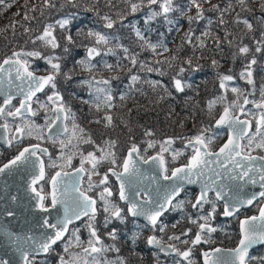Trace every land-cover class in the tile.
I'll use <instances>...</instances> for the list:
<instances>
[{"label": "snow or ice", "instance_id": "1", "mask_svg": "<svg viewBox=\"0 0 264 264\" xmlns=\"http://www.w3.org/2000/svg\"><path fill=\"white\" fill-rule=\"evenodd\" d=\"M237 4L241 6V10L245 13H251L252 9L248 7V0H236ZM4 0H0V4H3ZM44 3L49 7H55L52 0H44ZM129 6L130 13L134 14L141 10L145 5L150 9L145 23L150 22L156 17L163 16L166 20L170 13L179 11L181 16H187L189 22V30L185 33V39L188 43H192L194 30L191 25L194 22L205 20V4H209L210 7L207 11H213L220 14L219 23L224 24L225 13L233 10L231 0H229L226 6L220 4H212L211 0H187L186 5L179 6L174 3V0H126ZM157 5L158 11L153 9L152 6ZM9 7L11 5H8ZM187 9V11L185 10ZM195 9V15H188L187 13ZM260 11L264 14V3L260 5ZM105 21V28L111 29L114 27L115 21L105 15L102 17ZM123 19V17H121ZM264 19V16L261 17ZM69 19L57 21V24L64 28L69 24ZM171 23V21H168ZM211 19H208V24H211ZM233 23L240 25L242 24L248 31L253 30V24L246 17H242L240 13H237ZM53 25H48L44 28L41 35L37 36L36 39L42 41L45 46H50L51 49L55 50L60 47L57 37L53 34ZM137 38L144 42L142 47L146 46L153 52L156 51L157 47H164V51H168L166 46L152 44L147 41L144 35L139 29H135ZM207 36V31L201 34ZM86 37L94 38L92 46H86V55L76 61V66L81 71L92 72L97 68V64L93 63L96 57L108 54H115L114 49L108 47L106 51L101 48V45L107 46L110 44L114 37H110L106 33L100 31L89 30L86 33ZM65 39L68 43L73 42L71 35H67ZM200 40V37H196ZM217 47H219V38L216 39ZM232 41H229L231 45ZM257 47L256 52L264 50V33L261 34V39L256 41ZM200 47H204V42L200 40ZM116 47L122 49L125 56L124 59H128L129 62L135 66L137 64L136 53H130L129 49L122 44H117ZM67 53L69 49L64 48ZM250 52L247 45L241 44L238 47V53H234V56L239 54L246 56ZM28 58H40L44 59L45 62L50 66L48 69V75L38 76L35 74V70L31 68V62ZM61 57L52 55L43 57L40 52H14L11 57L5 58L0 62V85H4L0 95L3 96V103L0 104V137L11 146L13 142H22L27 137H32L34 131L43 132V128L36 125L33 121L27 119L29 116H35L37 110L33 109V103L39 104L40 108H44L47 111H51L55 114V119L51 120V123L47 122L46 127L48 131L47 138L55 143L59 140L62 146L61 159H65L63 154V148L67 147L71 143V139H68V144L65 143V139L62 137L75 136V129L78 127L75 124L74 113L71 108L64 102L63 96L57 90L56 77L61 73ZM159 63V61H158ZM191 64V60L188 61ZM217 61L213 60V66L217 65ZM255 58H252L244 70L241 72V77L246 78L249 84H253L252 80V65L256 64ZM103 67L109 71H115L121 68L120 60H117L115 65L109 64L106 61L103 62ZM149 71L153 69L149 68ZM183 68L180 69L182 73ZM219 87L221 89H227L226 82L232 81L233 76L218 74ZM65 80L72 79V70L64 73ZM118 79V77H113ZM133 84L138 81L139 77L132 75L130 77ZM19 82V83H17ZM111 81L107 79L96 80L93 76L91 79L81 81V84H85L89 89H94V100L92 101L97 110L100 109L103 104L106 108H111L113 96L111 87H100L99 85H110ZM153 86H156L158 82H152ZM174 84L177 91L184 90V84L180 79L174 78ZM46 87H50L53 91L47 96L46 103H40L37 93L43 92ZM132 85H129L131 89ZM232 92L237 93V88H232ZM261 101H249L247 97L243 99V105L237 104L235 101L224 107L223 113L219 119L216 120V128H227L228 136L227 140L219 147L217 151L211 150V145L216 139L214 135H208L207 133L211 129L204 128L191 138H185L184 149L190 150L187 163L181 167L174 168L171 175H168V169L165 167V160L163 153L170 150V145L174 142L172 138L160 143V151L149 159L153 164H157L161 170V175L164 180L171 181L163 189V195H160V189L157 188L155 193L148 189H138L135 187V177L139 175V168L137 167L136 161L133 159L134 154L139 153L138 147L133 144L127 154V158L123 160L122 171H117L115 167L109 168L108 171L117 178L120 182V199L128 202L127 211L133 217H145L147 222L155 229L159 227L161 232H164V225L158 224L160 217L171 208L182 207L186 202L177 201L173 204V201L180 195L183 190L184 184H200V191L198 196L195 198V202L191 203L192 208L203 209L204 204H212L211 211L206 216H201L198 219H188L192 224H197L198 231L195 237L190 241L192 246L200 244L202 241L209 242L205 236L210 237L211 233L217 229L212 227L210 224L216 212V201H224L223 215L225 217L234 216L240 211L241 207L250 206L256 200L264 198V155H253L252 153L256 150L264 151V111L259 113L258 118L250 110L246 111L244 105L252 103L256 109L264 110V88L260 92ZM19 97V105H13L12 101ZM35 98V99H34ZM125 95H121L123 100ZM220 101L225 99L224 96L217 98ZM88 103V101H83ZM216 101H209V111L213 108ZM238 110L240 115H234V111ZM241 116L253 117L256 120V131L252 132V120L241 119ZM8 118L12 120L19 119L21 123L13 125L9 122ZM72 120V130L70 131L66 121ZM103 120L106 122L105 126H111L112 116L105 114ZM59 122V123H58ZM99 123L100 121H96ZM55 128V131L53 129ZM80 129V132H83ZM145 135L151 136L150 131H146ZM37 139L43 140L44 135H37ZM246 141V143H245ZM85 143H92L91 139L84 141ZM114 146L115 142H110ZM156 146V142H148V147L152 148ZM102 153L101 156L97 157L94 152H89L87 156H83L80 160V167L74 169L72 173L64 171V167L71 165V156L66 157L67 165H60V170L56 171L54 175L47 177L46 167H57L55 161H52L51 156L46 148L40 146V144H32L23 147L18 154L8 161V163L0 166V174L6 173V171H12L19 168H23L25 174L28 177V188L29 191L34 194L33 198L36 200V208L41 212L45 213L40 221H37L35 227L28 228L23 233L9 232L7 234L11 246L14 250V254L19 255L20 264H34L35 257L41 254H47L53 250V246L57 242L65 239L69 233V226L74 224L75 221L81 220L83 217H88V221L85 227L89 229L88 240L89 247L84 248L86 254L91 253H102L106 249L103 247H96L100 243V238L97 235L95 227V216H96V199L87 194L93 187H99L107 185L108 174L106 173L98 182L92 181V175H99L97 171L98 164L105 159H109L113 166H116L117 161L115 154L112 152H106L104 149H99ZM173 160L177 159L183 152L172 150ZM43 156L49 157V164L46 166ZM88 163L89 169H85L84 165ZM144 163H148V160H144ZM88 173V189L83 190L81 182L83 175ZM50 185V191L44 192L45 182ZM259 184L262 189L258 193L253 192L250 195L247 193L244 196L241 192L247 185ZM129 189L132 191L130 192ZM209 193H215V201L209 199ZM112 192L109 187L104 186L103 190L99 194V199L104 204V211L109 214L106 217V222L110 217L123 219L122 209L116 204L112 203L110 197ZM140 198V199H137ZM15 200V197H12ZM50 201V203H46ZM54 212L55 215L51 213ZM7 216H14L15 213L12 211L6 212ZM202 221V222H201ZM173 227H176L174 224ZM191 229H187L182 232L181 235H173L169 237V240L180 241L183 244H188L189 240H181V236H188ZM79 229H72L71 236L65 242L64 251L67 252L72 241L75 240L76 244L81 243L78 235ZM110 235L115 239V232L113 231ZM240 240L239 244L235 249L227 250V254L230 260L224 262L220 256L221 249L216 248L211 252H203L204 264H250L251 260L259 259V264H264V257H250L249 249L257 243L264 244V206L259 207V215L246 217L240 220ZM137 238L134 236V239ZM147 243L151 246L158 247L161 252H167L169 249L176 256L180 257V260L176 261V264H181V260L187 261V264H193L191 260L192 248L189 247L185 250H181L176 247L175 244H168L167 247L162 244V241L155 235L148 237ZM119 252V249H115ZM7 255V253H5ZM0 264H13L11 258H0ZM59 264H78L74 260H66L64 256L59 257ZM84 264H89V261L85 260ZM91 264H102L95 256H93ZM103 264H124L121 259L119 261H104Z\"/></svg>", "mask_w": 264, "mask_h": 264}, {"label": "trees", "instance_id": "2", "mask_svg": "<svg viewBox=\"0 0 264 264\" xmlns=\"http://www.w3.org/2000/svg\"><path fill=\"white\" fill-rule=\"evenodd\" d=\"M228 2L229 0H211L212 4H220L222 7ZM52 3L55 7L47 6L44 0H4V3L0 4V58L21 51H38L43 57L52 55L61 57V73L56 77L57 90L74 113L75 124L78 126L75 129V136L68 137L71 139V143L68 144V156L72 157L71 165L68 166H72L79 159V153L83 152L85 147L95 146L98 151L104 149L106 152L111 150L118 152L116 146L122 138L125 139L123 141L125 147L133 144L140 146L142 155L159 152L160 143L172 138L174 142L170 145V150L163 154H168L169 160L173 163H184L190 154V150L184 149L185 138L195 136L204 128L211 129L208 135H214L216 138L226 137L228 134L226 128L218 129L213 125L224 107L234 101L243 105L244 97L249 101H261L260 92L264 88V50L256 52L255 49L256 41L260 40L261 34L264 33V19H261L264 14L260 11V5L264 0H248L251 13L243 12L236 0H231L233 10L225 13L224 24L219 23L220 14L207 11L210 5L205 4L206 19L191 25L194 30L192 43L185 39V33L190 27L187 16H181L179 11L170 13L167 20L159 16L145 23L150 9L145 5L141 10L131 14L126 0H52ZM174 3L183 6L187 0H174ZM152 8L159 10L157 5ZM237 13L250 20L253 24L252 31L245 29L242 24L233 23ZM187 14L195 15V9ZM105 15L115 21L113 28L104 27L105 21L102 17ZM65 18L70 22L61 28L57 21ZM208 19H211V24H208ZM48 25L54 26L53 34L60 44L55 50L36 39ZM90 29L114 37L109 45L100 47L105 51L111 47L115 53L108 55L102 53L96 57L93 63L98 61L101 63L97 64V68L92 72L81 71L76 66V61L86 55L85 47L94 43V38L86 37ZM135 29H139L147 41L166 46L168 51H164V47H157L155 52L146 46L142 47L144 42L137 38ZM205 31L209 35L202 36ZM67 35L72 36V43L65 39ZM196 37H200L204 47L199 46L200 40ZM217 38L220 41L219 47L216 43ZM229 41H232L231 45ZM117 44L127 47L130 53L138 54L135 66L128 59H124L125 54L122 49L116 47ZM241 44L247 45L250 52L246 56L239 54L234 56ZM65 47L69 52L64 51ZM252 58H255L257 63L252 65L254 83L249 84L240 74ZM28 59L31 68L36 71H48L50 67L44 59ZM118 59L121 63L120 69L109 71L103 67L104 61L115 65ZM189 60L191 64L188 63ZM213 60L218 62L216 66H213ZM66 67L73 70L71 80L64 78ZM149 68L153 71H149ZM181 68L184 69L182 73ZM218 74L233 76L232 81L226 82L227 89L219 87ZM132 75L139 77L134 84L130 79ZM93 76L96 80L111 81L110 85H99L112 89L114 106L110 109L102 104L97 110L92 102L94 95L90 94L94 93V89L81 84V81L91 79ZM174 78L180 79L184 84L182 92L176 90ZM152 82L158 84L153 86ZM129 85H132L131 89ZM232 88L239 91L234 93L231 91ZM121 95H125L123 100ZM221 96L225 97L223 101L217 99ZM214 100L216 103L209 111L208 103ZM244 107L246 111L254 113L256 118L264 111L256 109L252 103ZM234 113L239 111L236 110ZM105 114L112 116L111 126H105L106 122L103 120ZM249 117L254 122L252 132L255 133L256 120ZM69 127L71 131L72 120H69ZM80 129L84 131L80 132ZM146 131H150L152 135H145ZM89 138L92 143H85L84 141ZM112 141L115 142L114 146L110 144ZM153 141L156 142V146L149 148L148 142ZM172 150L181 151L183 155L173 160ZM254 152L264 155V151ZM257 209V206H252L250 210L241 211L240 215L250 214ZM193 214L191 207H182L179 227L180 235L191 229L188 236H181V240H189L185 246L192 248L195 259L198 246H192L190 239L197 233L194 229L196 224L191 225L188 219ZM238 219L239 216L236 217V223L232 224L235 219L226 223L222 221L224 219L218 217L214 225L212 224V227L217 229L215 234L224 237L221 240L223 244L236 243V239L233 240L232 237H238ZM250 257H264V247L251 251ZM250 264H259V259L251 260Z\"/></svg>", "mask_w": 264, "mask_h": 264}, {"label": "flooded vegetation", "instance_id": "3", "mask_svg": "<svg viewBox=\"0 0 264 264\" xmlns=\"http://www.w3.org/2000/svg\"><path fill=\"white\" fill-rule=\"evenodd\" d=\"M34 70V69H33ZM41 74L48 73V71H36ZM52 89L50 87H46L43 92H40L37 94V97L40 101V103H46L47 102V96L52 93ZM19 97L14 99L12 101L13 105L18 106L19 105ZM35 99V98H34ZM3 103V97L0 96V104ZM33 109L37 110V114L35 116H29L27 119L33 121L36 125H39L43 128V132L34 131L32 137H25L22 142H13L11 146L6 145L0 141V165H2L7 160L14 158L18 152L25 146L32 145V144H40L41 147H45L48 150L49 155L52 158V161L57 160L58 166L55 168L46 167V174L47 177H50L53 175L56 171L60 170V165H67L66 157L68 156V146L63 148V154L65 159H61L62 154V146L57 140L55 143H53L51 140L47 138V127H46V119L48 123H51V120L55 119V114L52 113L50 110L46 112L44 108H40L39 104L33 103L32 105ZM9 122L13 125L21 123L19 119L12 120V118H8ZM3 121L0 120V123ZM69 127V121H66ZM70 128V127H69ZM44 135L43 140H39L36 138L37 135ZM62 139H65V143L68 144L67 140L68 137H62ZM127 154V153H126ZM155 153L149 154V155H142L140 154V151L138 155L142 159H147L149 156L153 155ZM191 154V153H190ZM189 154V155H190ZM187 156V160L188 157ZM164 160H165V167H167L169 175L172 171V169L178 165L187 163H173L169 160L168 154H163ZM116 157V154H115ZM45 165L47 166L49 164V157L43 156ZM126 158V155L120 156L116 159L117 164L116 166L110 165V166H104L103 168H98L97 171L99 172L100 177L96 175H92V181L94 183L98 182L106 173L108 174V182L107 185L99 186V187H93L91 191H88L87 194L89 196H92L94 199H96V216H95V227L97 230V235L100 238V243L96 245V247H103L106 250L102 253H91L86 254L83 250L84 248H88V240L89 237V229L85 227L86 222L88 221V217H83L81 220L75 221L74 224L69 226V233L66 235L65 239L62 241L57 242L56 245L53 246V250L48 252L47 254H41L35 257L34 264H59V257L64 256L66 260H74L77 261L78 264H84V261H89V264H91L93 256H95L98 260H100L103 264L104 261H119L123 260L124 264H176L177 260H180L181 258L176 256L175 253H172L169 249L167 252H161L158 247L151 246L147 243V239L150 236L155 235L158 239L162 241V244L167 247L168 244H175L177 248L181 250L187 249L185 244V248L181 247L180 241L175 240H169L170 236L173 235H180V214L182 207L188 206L191 207L190 202H195V198L199 194V189L195 187H183V190L181 191L180 195L176 198V200L173 201V204H176L177 201H185L186 203L179 208H169L167 211L164 212V214L160 217V220L158 224L164 225L165 230L164 232H161L159 230V227L153 228L145 218L142 217H133L131 216L127 211V205L128 202L125 200L120 199V182L117 180L115 176H113L108 169L115 167L117 171H122V168L120 167V163L122 159ZM121 163V165H122ZM80 166V164L73 165V166H65L64 171H70L75 169L76 167ZM85 169H88V166H84ZM44 185V192L47 193L50 191V185L45 182H42ZM107 186L110 188L112 192V196L110 197V200L112 203L116 204L119 208H121L123 219H118L114 217H110L106 222V217L109 216L108 213L104 211V204L99 199V194L103 190V187ZM81 187L83 190L88 189V173L86 172L83 175ZM131 192L132 190L129 189ZM188 196V197H186ZM140 199V198H137ZM209 199L212 201H215V193H209ZM264 198H260L256 200L251 206L248 208H242L239 212H237L234 216L225 217L223 215L224 211V202L223 201H216V212L213 216V218L210 221V224L214 225V223L217 221L218 217L224 219L223 222H228L229 220L236 219V217L239 216L238 221V237H232V239H236V243L234 245H231V242L223 244L221 242V239H218L221 245L213 244L214 243V234L215 232L211 233L210 237L205 236L206 239L209 240V242H201L200 244L196 245L198 246V251L196 252L195 259L193 256L195 254L191 253V260L193 261V264H204L203 255L202 253L206 250H212L216 248L217 246H221L223 248H234L239 240H240V217L242 216H248L251 214H257L259 207L261 206ZM46 203H50V201H46ZM4 204V203H3ZM255 204H258V209L255 212H252L250 214L246 215H240L241 211L244 210H250L252 206ZM192 208V207H191ZM212 208V204L206 203L203 206V209L200 208H192L193 209V215L192 219H198L201 216H206ZM190 222V220H189ZM202 222V221H201ZM175 224L176 227L172 228V225ZM191 225L192 224L190 222ZM79 229V237L81 243L79 245L76 244L75 240L72 241V244L69 246L68 251H64L65 242L68 240V238L71 236L72 229ZM195 231H198L197 224L194 227ZM115 232V239L110 235V233ZM196 235V234H195ZM134 236L137 238L134 239ZM195 237V236H194ZM260 247H264V244H261L255 248H253L251 251L256 250ZM115 249H119V252H117ZM249 252V256L250 253ZM199 252V254H198ZM2 258V257H0ZM200 258V261H199ZM181 264H187V261L181 260Z\"/></svg>", "mask_w": 264, "mask_h": 264}, {"label": "water", "instance_id": "4", "mask_svg": "<svg viewBox=\"0 0 264 264\" xmlns=\"http://www.w3.org/2000/svg\"><path fill=\"white\" fill-rule=\"evenodd\" d=\"M35 74L38 76L48 75V73H46V74L35 73ZM17 83H19V82H17ZM3 88H4V85H0V92H2ZM0 96L3 97L2 95H0ZM222 113H223V110L219 114L217 119H219V117ZM234 115L239 116L240 113H237ZM246 118L250 119L248 117H245V116L242 117L241 116V119H246ZM252 128H253V123H252ZM53 131H55V128L53 129ZM2 132H3V130H0V133H2ZM47 134H48V131H47ZM226 140H227V138H226ZM0 141L4 144L8 145L2 137H0ZM223 143H222V145H223ZM43 148H45V147H43ZM130 149L131 148H129L127 150V154H128ZM218 149H219V147H218ZM218 149H216L215 151H217ZM127 154H126V158H127ZM157 154L158 153H155V154L149 156L147 159H145V160H148V163H144V159H142L139 155L134 154L133 159L136 161L137 167L139 168V175L137 177H135L134 179H135V187L136 188L141 189V190L148 189L149 191H152L153 193H155V190L157 188H159L160 189V195L162 196L164 187L167 186L168 184L172 183V182L164 180L162 178L161 170H160L159 166L157 164H153V162L149 159L150 157H154ZM253 155H260V154L254 153ZM11 159H9V160H11ZM9 160L4 162L3 164L8 163ZM184 164H186V163H184ZM184 164L178 165L174 168L181 167ZM2 165H0V166H2ZM79 167L80 166H78L76 168H79ZM73 171H74V169L70 170V171H66V172L72 173ZM169 175H171V173ZM183 187H195V188H198L200 190V184L199 183H197V184H184ZM261 190L262 189L260 188L259 184L247 185V186H245V188L241 192V195L244 196L245 193L250 195L253 192L258 193ZM33 196H34V194H32L29 191L28 177L25 174V171L23 170V168H19V169L12 170V171H6V173L0 174V257L11 258L13 261V264H20V260H19V255L14 254V250L11 246V243L8 239L7 234L9 232L23 233L28 228L35 227L37 224V221H40L42 219V217L44 215H46L45 213H41L36 208V200L33 198ZM12 197H15L16 199L13 200ZM221 201H223V200H221ZM261 206H264V200H263ZM248 207L249 206L241 207V209L242 208H248ZM7 211H12L15 213V215L11 216V217L7 216L6 215ZM51 214L55 215L54 212H52ZM258 215H259V210H258L257 214H251L249 216H244L240 220L245 219L246 217L258 216ZM141 217L145 218L143 216H141ZM240 238H241V236H240ZM238 244H239V242H238ZM238 244L234 248H223L221 246H217L216 248H219L222 250L221 253H219L217 255L220 256L222 261H224V262L229 261L230 257L227 254V250L235 249L238 246ZM259 245H261V243H257L256 245H254L252 248L249 249V252L253 248H255ZM216 248H214V249H216ZM214 249H212V250H214ZM212 250H206L205 252H211ZM5 253H7V255H5ZM203 260H204V258H203Z\"/></svg>", "mask_w": 264, "mask_h": 264}, {"label": "rangeland", "instance_id": "5", "mask_svg": "<svg viewBox=\"0 0 264 264\" xmlns=\"http://www.w3.org/2000/svg\"><path fill=\"white\" fill-rule=\"evenodd\" d=\"M6 57H11V56H6ZM5 56H4V58H6ZM3 57L2 58H0V62L4 59ZM65 67V66H64ZM71 70V68L70 67H66L65 68V73H67V72H69ZM72 72H73V70H72ZM35 73H38V72H36V70H35ZM75 73V72H74ZM38 74H41V73H38ZM46 74V73H45ZM222 112V111H221ZM220 112V113H221ZM219 113V114H220ZM219 114H218V116H219ZM234 114H237V113H234ZM218 116L216 117V119L218 118ZM243 117V116H242ZM248 118H250V117H248ZM216 119H215V121H216ZM251 119V118H250ZM215 121H214V123H213V125L215 126ZM252 123H253V128H254V122L252 121ZM216 127V126H215ZM226 128V127H225ZM253 128H252V130H253ZM227 129V128H226ZM227 136H228V134H227ZM227 136L226 137H219V138H216V140L213 142V144L211 145V150L212 151H215L216 149H218V147H220L221 145H222V143L226 140V138H227ZM68 141V140H67ZM123 141H125V139L124 138H122L121 140H120V143H119V145H117L116 146V151H118V152H115V150H111V152H115L114 154H116V159L117 158H119L120 156H124V154L126 155V153H127V150L129 149V148H131L132 146H127V147H125V143L123 142ZM138 148H140V146H138V145H136ZM91 147H93V149L91 148ZM91 147H85V148H83V152H80L79 153V159H77L75 162H74V164L73 165H77V164H80V160H81V158H82V154H83V156H87V154L89 153V152H94L95 153V155L97 156V157H99V156H101L102 154H101V151L99 150L98 151V149H96V147L95 146H91ZM140 151V150H139ZM153 153H159V152H153ZM255 153V152H254ZM254 153H252V154H254ZM257 154H260V153H257ZM260 155H263V154H260ZM121 160V163H122V159H120ZM55 161V163H56V165L58 166V162H57V160H54ZM121 163H120V165H121ZM72 165V166H73ZM103 165L104 166H110V165H112L111 163H110V160L109 159H105V160H103L102 162H100L99 164H98V168H103ZM84 166H88V169L90 168V165L88 164V163H85V165ZM52 168H55V167H51V169ZM97 168V169H98ZM96 176H98V177H100V175H96ZM254 206H258V204H255ZM249 216V215H248ZM242 217H244V216H242ZM242 217H240V219L242 218ZM239 221V220H238ZM236 223V219L235 220H233L232 221V224H235ZM222 238H224L222 235H216V234H214V243L213 244H218V245H221L220 244V242H219V240L218 239H221L222 240ZM193 238H191L190 239V241L192 240ZM181 244V247L183 248H185V246H183V243H180Z\"/></svg>", "mask_w": 264, "mask_h": 264}]
</instances>
